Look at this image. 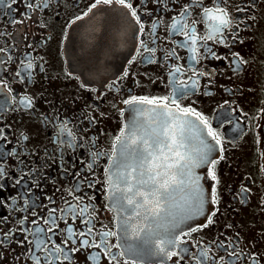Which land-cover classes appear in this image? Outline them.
I'll return each instance as SVG.
<instances>
[{
  "label": "flooded vegetation",
  "instance_id": "flooded-vegetation-1",
  "mask_svg": "<svg viewBox=\"0 0 264 264\" xmlns=\"http://www.w3.org/2000/svg\"><path fill=\"white\" fill-rule=\"evenodd\" d=\"M127 2L136 9L139 23L130 9L116 3L89 11L95 0H0V264H36L37 258L39 264H264V0ZM185 6L188 11L181 16ZM217 6L226 10L232 24L214 39H204L213 34L214 22L203 9ZM95 10H110L112 19L121 22L118 26H125L120 49H130L131 35L135 45L121 71L108 78L97 73L85 83L77 74L79 58L70 29ZM174 19L187 22L201 37L197 60L181 46L185 37L171 30ZM92 24L98 35L103 23ZM145 44L155 52H145ZM149 55L153 62L145 61ZM29 62L31 68L26 67ZM112 64L113 59L107 67ZM177 67L180 71L174 72ZM193 81L194 90L175 95ZM134 96L169 97L174 108L175 99L203 114L221 140L213 159L216 179L209 175L211 164L204 169L216 202L206 221L193 227L195 232L183 231L190 232L183 237L187 251L170 259H135L118 236L107 237L100 248L80 246L81 239L94 245L104 239L102 232H117L106 168L123 128L122 114L129 105L124 101ZM94 153L99 155L89 168ZM68 204L77 212L90 207L74 220L71 212L61 211ZM53 208L57 211L50 213ZM49 215L55 224L44 223ZM82 219L92 220L90 236L78 235L89 227ZM68 225L77 235L65 245ZM36 227L52 228L46 249L32 243L30 230ZM53 245L64 249L60 260L52 259ZM102 248L111 251L105 254Z\"/></svg>",
  "mask_w": 264,
  "mask_h": 264
},
{
  "label": "snow or ice",
  "instance_id": "snow-or-ice-1",
  "mask_svg": "<svg viewBox=\"0 0 264 264\" xmlns=\"http://www.w3.org/2000/svg\"><path fill=\"white\" fill-rule=\"evenodd\" d=\"M16 0H12V4H15ZM116 3L124 8L130 9L132 17L136 18L137 23H139V17L137 16L136 9L127 0H95V3L91 5L89 11L96 8L99 4H112ZM11 9V5H8ZM29 8L32 7L31 4L28 5ZM187 6L182 10L181 16L187 13ZM204 16L207 20L213 23L212 29L213 34L208 35L204 39L210 40L214 39L215 33L221 32L222 29H230L232 20L229 18L226 10L216 7V8H204ZM88 13H84L87 15ZM76 19H81L77 17ZM19 23L20 21H15ZM171 30L182 34L185 37L184 41L180 44L182 47H188L189 51L193 53L190 57L191 60H197L198 48L196 47L197 41L201 37L196 35L195 29L191 27L187 22H182L180 19H174L171 24ZM141 32H143V26H141ZM191 42L189 45L188 42ZM220 42H223L222 40ZM4 49H0L3 52ZM144 51L147 53H154L155 49H149L147 45H144ZM143 56L144 53H141ZM169 56L174 55V52H170ZM213 55H215L213 53ZM146 62H153L151 55L145 57ZM31 63L26 65L27 68H31ZM180 69L177 67L174 72H179ZM193 75H197L195 72ZM195 81L192 82L188 87H181L176 89L175 95L183 96L187 94L189 89H195ZM169 97H132L130 100H125V104L129 105H153L154 107L150 109V114L155 117L152 125H149L150 130H146L135 122L126 126V130L122 129L121 135L116 137V143L120 146L119 158H116V152L114 145V157L110 159L109 167L106 168L107 174V184H108V199H109V210L116 213V220L118 221V227L120 233H127L131 227V221L136 219H142L144 221L143 225L136 232L140 235L141 232L144 234L145 242H151L153 237L160 236L161 230L163 235L170 238H162L159 243L156 244L155 252L151 254L160 255L161 257L171 258L172 256H180L182 253L186 252L187 249L183 247L186 241L183 237L190 235V232H195L197 229L192 228L190 232H183L177 230L179 229V223L175 222L174 218L168 220L167 222L161 223L164 213L163 205L165 203V197L177 186L185 185L189 181L195 184L190 175L191 166L187 162V153L183 152L182 149L185 147L186 131L191 125V122L187 119L189 116H195L197 120L208 128V136L215 140V144H221V140L218 138L217 133L213 131L208 123V120L203 116V114L196 112L192 108H183L176 100L171 101L175 105V111L169 107L167 103ZM142 111V110H141ZM68 136H72L70 131L67 132ZM212 148H209L211 151ZM99 153L93 154L92 162L88 164L89 168H92L95 163V157ZM201 160L210 163L212 167L209 169V175L213 180L216 179L214 166L217 163L216 160H208L207 155L201 156ZM3 175V171L0 170V176ZM80 173H77L79 176ZM187 177V180L185 179ZM17 184L20 183L19 180L16 181ZM79 182H77L78 190ZM91 186V185H89ZM247 191V190H243ZM195 205L192 207L193 213L199 212L203 207V201L201 200L199 193L194 194ZM77 200L82 199V197H76ZM211 202H216L215 190L211 195ZM27 204L28 201H25ZM34 206V205H33ZM90 205H86L80 210L76 211V206L68 204L67 208L62 209V213L71 212L73 214V219L77 216L83 217L84 212L87 211ZM57 210L55 208L49 209L50 213H55ZM169 217L172 216L171 213L167 214ZM63 218V217H62ZM188 217H186L187 219ZM6 219V218H5ZM26 219V218H25ZM55 224V217L49 215L44 218V223ZM208 222L211 223V217H209ZM22 224L23 221H20ZM32 223L37 224L36 220ZM82 224L88 225L86 231H80V237H87L92 234V220L82 219ZM207 225H202L201 227H206ZM33 232V241L36 248L46 249V241L51 240V237L47 233L52 232V228H48L47 231L36 227ZM67 238L62 241L63 244L67 245L74 236L77 235L74 231L72 225H68L66 229ZM173 233H177L174 236ZM7 236V234H5ZM104 239L100 242L90 244L88 239H81L80 246H95L97 248L101 247V244H106V238L109 236H118L117 232L105 231L101 233ZM74 242V241H73ZM118 245H113L112 247H117ZM173 246L179 247V251H169ZM55 251H51V256L53 260H60V253L64 251L60 245H53ZM80 248H72L70 251L76 252ZM108 254L110 249H101ZM31 251V250H30ZM126 252H135L132 248L125 249ZM123 254V253H122ZM206 255V253L202 254ZM65 259L68 257L65 256ZM48 259V257H45ZM36 264H39V258H37ZM179 264V260H177Z\"/></svg>",
  "mask_w": 264,
  "mask_h": 264
},
{
  "label": "water",
  "instance_id": "water-1",
  "mask_svg": "<svg viewBox=\"0 0 264 264\" xmlns=\"http://www.w3.org/2000/svg\"><path fill=\"white\" fill-rule=\"evenodd\" d=\"M109 11L104 12L102 10H95V12H93L89 17L84 18L80 20L78 24H75L72 29L70 43L72 44V42L76 40L81 41V43L77 42L73 44L75 45V51L80 43V48L78 50L79 57L85 59L84 61H86V63L90 64L91 60L94 62L95 67L92 71H95V73L89 74L91 77H95L96 72L101 69L97 65V62L100 65H103V61L108 62L113 55H121L123 62L124 59H126L133 51L132 46L130 49H120L123 44H120L119 40L122 38L118 35H120L122 30H118L119 26H117V23L119 21L112 19L113 16L108 14ZM114 17L116 18V16ZM92 21L95 23H103L102 29L98 35L94 32ZM115 34H117L118 38ZM122 40L124 43V39ZM153 107V105H132L125 117L126 125L124 130H126L127 125H130L133 122L146 130H150L148 126L152 125L155 120V117L150 114V109ZM187 119L191 122V125L187 128L185 133L187 138L185 140V147L182 151L189 154V159L191 155V160H187V162L191 166L190 175L192 180L195 181V184L189 181L185 185H177L178 193L175 192V195L173 196L175 199V207L172 210H164V213L162 214L163 218L160 221L161 223H164L174 218L175 222H180L177 232L203 222L211 210L210 184L199 172V168L207 163L201 160V156L206 154L207 159L211 160L214 157L218 146L215 144V140L208 136L206 126L200 123L196 117L189 116ZM210 147L212 148L211 151H209ZM119 152L120 146L116 144V158H119ZM185 179L187 180V177H185ZM197 192L203 201V207L199 212L193 213L192 207L195 205L194 194ZM168 213H171L172 216L169 217L167 215ZM186 217L188 218L186 219ZM130 223L131 227L128 232L121 233V235L122 239H124L123 234L125 235L126 242L129 245L128 247L134 249V253L137 255L151 257L150 255H153L151 252L155 251L156 244L159 243L162 238H170L164 236L163 231L161 230L160 236L153 237L151 242L146 243L142 232L140 235L136 234V232L139 231L143 225L144 221L142 219H136ZM175 234L177 233H173L172 235L174 236Z\"/></svg>",
  "mask_w": 264,
  "mask_h": 264
}]
</instances>
